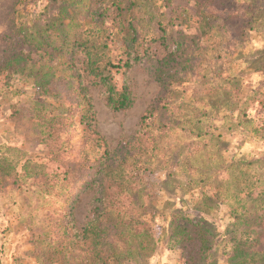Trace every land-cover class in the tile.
<instances>
[{
	"label": "rangeland",
	"instance_id": "1",
	"mask_svg": "<svg viewBox=\"0 0 264 264\" xmlns=\"http://www.w3.org/2000/svg\"><path fill=\"white\" fill-rule=\"evenodd\" d=\"M68 1L73 3L67 10L72 18L69 25L68 21L64 24L73 35L83 28L78 20L90 0ZM143 1L144 7L142 0H137L136 11L146 14L133 22L141 43L140 55L147 49L156 59L163 57L159 43H143L159 37L158 23L169 35L196 34L195 0H171L169 6L163 0ZM58 5L49 0H0V65L10 48L29 52L27 45L11 37L12 31L43 26L57 13ZM212 24L211 37L201 41L195 51L200 79L175 84L164 100H160V87L144 61L127 70L134 104L126 111L110 110L102 90L89 79L83 81L92 126L116 160L118 154L125 158L126 174L140 190L134 196L147 201L150 209L145 221L152 244L122 258L119 264H187L191 246L183 244L170 228L175 213L215 229L210 259L212 264H227L234 244V216L244 202L240 192L256 196L264 190V28L258 32L241 28L243 34L238 38L237 21H226V27L223 21ZM110 25L107 19L106 26ZM109 45V71L119 86L124 73L121 43L114 40ZM30 57L45 63L33 51ZM79 59L75 57L76 68L80 67L76 63ZM64 68L54 69L58 81L48 91L35 84L30 70L11 73L8 78L6 71L1 73L0 157L20 161L17 172L25 160L47 165L49 175L62 172L49 162L50 151L35 127L33 117L42 104L56 113L74 114L69 131L61 137L67 150L73 148L75 153L86 155L98 151L84 132L86 120L80 119L82 95L73 87L75 81L72 87L68 84L73 78ZM22 180L19 187L5 183L0 187V264H84L75 260L73 250L66 249L68 243L60 232L70 220L72 205L74 225L81 228L87 221L91 202L97 197L96 187L85 190L74 182L64 186L55 179L48 188H40L32 180ZM254 251L262 253L256 259L264 264V239Z\"/></svg>",
	"mask_w": 264,
	"mask_h": 264
},
{
	"label": "trees",
	"instance_id": "2",
	"mask_svg": "<svg viewBox=\"0 0 264 264\" xmlns=\"http://www.w3.org/2000/svg\"><path fill=\"white\" fill-rule=\"evenodd\" d=\"M163 1L169 6L171 0ZM136 2L90 0L83 18L78 20L83 28L71 35L66 31L64 21H68V25L71 22L72 16L67 10L73 3L68 0H49L50 4L59 5L57 13L47 18L43 26L18 27L11 33L17 42L28 46L29 52L25 54L10 48L0 65V76L6 71V78L11 73L30 70L29 76L34 77L35 84L45 91L51 90L58 81L54 77V69L65 67L73 78L67 81L68 84L71 86L75 81L73 87L82 95L84 108L80 119L82 122L86 120L84 132L92 138L93 147L98 151L86 155L83 151L75 153L73 148L67 150L66 140H61V137L69 131L74 114L70 111L56 113L45 104L39 105L40 110L33 117L35 127L41 142L50 151L49 162L62 172L49 175L46 173L47 165L31 160H25L17 172L20 161L9 162L6 157H0V187L5 184L19 187L22 179L32 180V184L40 188H48L55 179L61 180L64 186L74 182L83 185L85 190L96 187L97 197L91 202L87 221L81 228L74 225L72 205L68 214L70 220L60 232L61 238L68 243L66 249L70 252L73 250L77 256L75 260L84 264H119L122 258L145 251L152 242L151 229L145 221L150 212L148 202H142L134 196L139 195L140 190L133 187L136 182H132L126 174L127 166L123 165L125 158L118 154L116 160L92 126L91 105L83 81L89 79L94 87L102 90L104 102L110 110L126 111L134 104L133 94L126 82L127 70L132 64L144 61L160 87L159 95L163 96L159 97L160 100H164L175 84L200 79V69L196 65L198 62L194 61V57L197 59L195 51L199 49L201 41L211 37L213 22L223 21L226 24L229 20L237 21L239 31L242 28V31L258 32L264 28V0H195L196 34L176 32L169 35L166 27L158 23L159 37L143 40L144 44L159 43L163 48V57L156 59L147 49L140 55L141 43L133 22L138 17L143 18L146 13L136 11ZM225 2L226 6L223 5ZM107 19L111 20L109 27L106 26ZM242 31L238 38L242 36ZM114 40L121 43L120 50L124 57L121 60L124 73L119 86L109 71L112 68L109 43ZM32 51L40 54L45 63L31 59ZM78 56L80 59L76 63L80 67L76 68L75 57ZM36 65L40 66L35 72ZM153 109L149 112L150 116ZM145 119L142 118V125ZM263 191L256 196L250 192H240L244 202L240 212L234 216V244L227 264H260L256 257L262 253L254 249L264 239ZM170 228L183 244L191 246L187 264H212L210 253L215 229L201 220L193 222L180 213L172 214Z\"/></svg>",
	"mask_w": 264,
	"mask_h": 264
}]
</instances>
